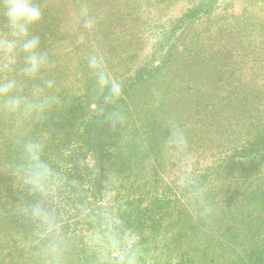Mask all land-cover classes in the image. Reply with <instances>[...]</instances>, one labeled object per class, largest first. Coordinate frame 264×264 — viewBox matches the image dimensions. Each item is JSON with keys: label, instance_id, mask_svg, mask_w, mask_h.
<instances>
[{"label": "trees", "instance_id": "1", "mask_svg": "<svg viewBox=\"0 0 264 264\" xmlns=\"http://www.w3.org/2000/svg\"><path fill=\"white\" fill-rule=\"evenodd\" d=\"M34 2L43 16L31 30L39 36L49 64L39 80L20 78V82L28 93L34 85L54 80L50 95L55 101L43 113L30 116L11 114L0 106V264H44L49 256L57 264H95L90 257L100 254L101 259L104 250L108 264H121L113 257L115 252L124 249L127 258L138 247L160 241L164 219L180 214L197 215L200 220H185L183 225L180 218L170 222L169 227L179 229V237L197 236L201 226L218 225L227 227L225 233L230 236L223 238L234 245L229 252L228 245L208 240L206 247L197 248L190 264H218V260L264 264V249L257 255L264 246V187H251L264 169V134L246 138L241 132L232 133L237 126L232 105L235 93L215 92L200 111L194 102V111L184 116L185 125L179 124L183 115L174 113L172 102L166 101L160 124L145 139L148 145L139 135L131 136L128 119L121 117L125 100L150 86L171 65L183 36L223 0H201L177 21L169 22L171 27L163 28L164 39L159 40V65L148 61L133 74L122 67L109 72L108 57L100 55L112 34L119 40L123 36L117 22L106 20L105 7L118 3L128 11L131 4L140 7V0H102L98 6L96 2L87 6L84 0ZM5 31L0 17V34ZM66 46L71 47L68 52ZM94 53L108 80L103 88L88 66ZM77 57L75 69L70 63ZM233 74L234 68L231 78L222 74L221 80H232ZM8 75L0 72V78ZM112 84L119 86L116 97L110 91ZM163 94L171 100L169 88ZM149 99H154L153 94ZM223 121L228 124L222 126ZM221 126L227 127L225 132ZM210 130L214 134L205 133ZM181 138L183 146L178 147ZM30 141L42 145V159L52 172L45 193L31 190L23 180L24 145ZM154 158L160 165L159 180L154 179L158 177ZM162 174L170 176L168 182L161 180ZM210 192H215L213 198ZM36 204L49 211L51 225H40L25 213V208ZM187 207L194 208L187 212ZM92 236L98 246L90 245ZM253 245L245 259L233 251ZM203 254L208 255L201 259Z\"/></svg>", "mask_w": 264, "mask_h": 264}, {"label": "rangeland", "instance_id": "2", "mask_svg": "<svg viewBox=\"0 0 264 264\" xmlns=\"http://www.w3.org/2000/svg\"><path fill=\"white\" fill-rule=\"evenodd\" d=\"M84 1H87L84 2L87 6H93L94 2L97 3L96 6L102 3V0ZM140 1V7L131 4L129 12L125 11L124 5L118 3H114L110 8H108L109 6L105 7L108 10L106 20L117 22L118 32L123 34L121 40L116 37V34H112L113 39H109L106 47L101 51L100 56L108 57L109 65L106 67L109 72L115 73L122 67L123 70L127 68L133 74L140 65L148 61L151 66L159 65L162 60V57L159 58L161 52H158L159 40L160 38L164 39L163 33H161L163 28L169 27L172 21H177L201 0ZM106 3L107 1L103 2V4ZM118 16H121L119 22L117 21ZM161 25L164 26L161 27ZM114 27L116 28V25ZM70 49V46L64 47L65 52ZM94 55L97 56L96 53ZM173 56L171 65L162 70L150 86L135 92L136 96L134 94L131 99L130 96L122 105L121 117L124 120L128 119L130 123L128 132L131 136L139 135L142 139L140 140L145 141L150 132H154L160 124L166 101L172 102L174 113L183 115L182 123L179 124L185 125L184 116H190L194 111L192 109L194 102L198 105L196 109L202 105L204 107L209 104V99L215 92L222 94L225 90L230 91V94L235 93L232 105H234L233 114L237 120V126L232 130V133L241 132L246 135V138L259 133L264 134V0H223L222 3H218L213 12L197 22L189 33L183 36L181 44ZM79 61L80 58L77 57L73 63H70L72 68L78 69ZM233 68L234 79L221 80L222 74L224 77L232 75ZM210 80L213 83H210ZM164 88L171 90V100L164 97ZM152 94L154 99L150 100L149 97ZM194 97H198V99L194 101ZM219 98L222 96L219 95ZM123 114L125 117L122 116ZM207 114L210 112L207 111ZM227 124L228 122H222V126ZM222 126L220 130L225 132L227 127L223 130ZM211 130L205 133L215 132V127L212 132ZM145 142L148 145V142ZM152 164L156 169L158 168V171L154 170L158 174V177L156 175L154 179L159 180L161 178L159 162L154 158ZM259 176L262 177H258L253 182L252 188L264 187L263 168ZM169 177V175L162 174L161 180L168 182ZM176 192L178 191L174 189V194ZM210 193V198H213L215 192ZM193 208L185 209L187 212H192ZM205 214L204 212L203 216ZM196 217L197 215H193L192 218H189L184 214L166 217L163 231L159 237L163 238L155 243L149 242L138 247L135 252L130 253V256H135L136 264H190L191 257L198 253L199 249L197 248L206 247L208 240H215L222 247L228 245L229 249L227 250L230 252L234 245L223 238L230 236L229 232L225 233L227 227L201 226L198 229L199 232H195L197 236L189 237H179V229L176 230L174 228L176 226L169 227L171 226L170 222H176L178 218H180L179 224L183 225L185 220L193 222V220L199 219V216ZM200 217L202 218V216ZM89 243L92 246L99 245L97 238H93V236ZM132 243L133 240H130L128 249ZM252 248L255 246H251L250 249L245 246L235 247L233 251L240 258L245 259L246 254ZM261 249H264V246L257 250V255L262 254V252L259 253ZM122 251L115 252L113 257L119 258V260L121 257L125 258ZM106 252L104 250L105 254L102 253L101 259H99L100 254H93L90 259L95 264H108L105 260ZM207 255L203 254L201 259ZM110 258L112 257L110 256ZM216 262L227 264L223 260ZM44 264L57 263L51 261L49 256Z\"/></svg>", "mask_w": 264, "mask_h": 264}, {"label": "clouds", "instance_id": "3", "mask_svg": "<svg viewBox=\"0 0 264 264\" xmlns=\"http://www.w3.org/2000/svg\"><path fill=\"white\" fill-rule=\"evenodd\" d=\"M42 16V10L34 0H0V17L6 24V31L0 34V72L9 74L7 78H0V106L11 114L30 116L43 113L55 101V97L50 95L55 88L54 80L36 84L28 93L20 82V78L37 81L48 68V57L41 51L40 38L31 30L40 23ZM88 66L97 73L100 86L106 87L108 80L97 56L88 58ZM110 91L113 97L118 96L119 86L112 84ZM176 143L178 147L183 146L182 138ZM24 152L26 160L21 172L25 185L33 191L45 193L52 172L42 159V145L30 141L24 145ZM24 211L40 225L52 223L49 211L40 204ZM121 264H136L135 256L121 257Z\"/></svg>", "mask_w": 264, "mask_h": 264}]
</instances>
